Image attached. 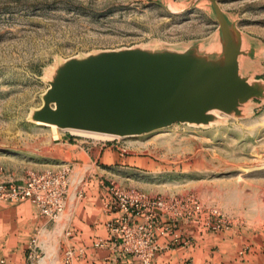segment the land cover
I'll list each match as a JSON object with an SVG mask.
<instances>
[{"label":"rangeland","instance_id":"374dc122","mask_svg":"<svg viewBox=\"0 0 264 264\" xmlns=\"http://www.w3.org/2000/svg\"><path fill=\"white\" fill-rule=\"evenodd\" d=\"M123 52L183 58L207 76L235 71L232 107L207 110L201 122L111 139L35 122L66 67ZM61 164L71 173L78 167L81 197L87 187L105 188V210L112 184L170 205L194 195L204 210H217L222 223L214 230L206 212L164 218L151 264L160 248L182 250L180 264H264V0H0V179L21 182ZM9 232L25 258L30 242L43 256L39 229L28 220L10 218ZM111 248L123 264H138Z\"/></svg>","mask_w":264,"mask_h":264},{"label":"water","instance_id":"95a60500","mask_svg":"<svg viewBox=\"0 0 264 264\" xmlns=\"http://www.w3.org/2000/svg\"><path fill=\"white\" fill-rule=\"evenodd\" d=\"M197 67V68H196ZM193 61L107 53L66 67L34 120L113 135L150 132L175 122H201L228 111L238 81L228 68L207 76Z\"/></svg>","mask_w":264,"mask_h":264},{"label":"built area","instance_id":"2783aa9c","mask_svg":"<svg viewBox=\"0 0 264 264\" xmlns=\"http://www.w3.org/2000/svg\"><path fill=\"white\" fill-rule=\"evenodd\" d=\"M69 175V166L61 164L57 168L29 172L21 182L0 179V201L10 204L28 201L37 214L55 221L65 208ZM109 194L110 199L105 202V207L112 212L113 217L105 223L107 237H98L92 246L101 249L117 245L122 254H133L138 264H151L157 247L154 243V230L164 218L177 222L178 219H193L206 212L208 225L213 230L221 227L222 221L218 218L217 210H204L194 195L176 199L170 205V201L161 195H149L135 188L122 189L113 184ZM173 207L180 211L173 210L169 213ZM163 230L169 231L168 227ZM83 251V248L67 247L63 254L64 264L78 259ZM40 258L37 245L30 242L24 264H38ZM0 264H5L4 259H0Z\"/></svg>","mask_w":264,"mask_h":264},{"label":"crops","instance_id":"0c3cea01","mask_svg":"<svg viewBox=\"0 0 264 264\" xmlns=\"http://www.w3.org/2000/svg\"><path fill=\"white\" fill-rule=\"evenodd\" d=\"M105 154L106 150L101 156L103 160L106 157ZM87 158L90 159L89 156H84V160L81 162L82 169H86L88 166ZM74 169H78V167H73L72 173L70 172L69 175V188L64 211L55 221L37 214L28 201L0 204V259H4L5 264H24L25 262L24 250L21 252L17 244L11 243L13 234L9 232L10 218H16L23 223L28 220L30 225L39 229L38 242L43 256L38 264H64L63 254L69 246L84 250L83 254L70 264H123V260L118 259L111 247L97 249L92 246L94 240L106 235L103 222L113 214L101 206L100 198L105 193L107 194L103 186L96 184L87 187L81 197L77 188L79 178L75 175ZM180 225L181 223L178 224L179 228ZM23 229L22 227L17 229V238H21L22 241L25 240L26 234ZM161 249L156 250L153 264H180L179 257L182 255V250L179 248ZM132 264H136L135 258Z\"/></svg>","mask_w":264,"mask_h":264},{"label":"bare ground","instance_id":"6f19581e","mask_svg":"<svg viewBox=\"0 0 264 264\" xmlns=\"http://www.w3.org/2000/svg\"><path fill=\"white\" fill-rule=\"evenodd\" d=\"M36 123H39V124H43V125H46V126H50L51 128L53 129H64V130H70V131H74V132H80V133H84V134H89V135H92V136H95V137H99V138H102V139H111L112 137H122L120 135H113V134H108V133H102V132H96V131H88V130H77V129H70V128H60L58 127L57 125L55 124H52V123H44V122H41V121H38V120H35ZM133 135H139V134H133ZM125 136H132V135H125Z\"/></svg>","mask_w":264,"mask_h":264}]
</instances>
